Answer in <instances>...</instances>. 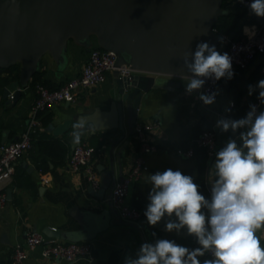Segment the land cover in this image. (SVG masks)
I'll return each instance as SVG.
<instances>
[{
	"label": "crops",
	"instance_id": "obj_1",
	"mask_svg": "<svg viewBox=\"0 0 264 264\" xmlns=\"http://www.w3.org/2000/svg\"><path fill=\"white\" fill-rule=\"evenodd\" d=\"M263 21L264 18L251 14L249 10L242 22L244 27L259 25ZM89 53L71 42L69 63L64 72L59 71L49 54L45 55L42 59L41 81L47 87H59L65 81L80 76ZM233 72L232 79L222 78L220 81L218 94L225 97L224 105L219 99L213 105H204L197 98L199 94L193 92L188 95L185 88H154L142 98L137 122H155L158 127L152 134L156 150L147 156L150 169L141 180L131 185L127 197L131 206L143 212V218L138 223L124 220L110 202L113 188L131 170L139 147L135 132H129L127 116L124 120L126 135L120 142H113L116 131L110 130H85L81 136L80 143H89L96 148L92 165L101 180L98 190L91 186L85 172H74L69 166V159L75 149L73 129L63 136H56L48 129L50 124L58 126L73 116L88 119L95 116L100 127L115 125L117 117L112 115L111 105L118 91V76L114 72L110 73L102 85L80 91L75 102H63L43 112L40 117L51 114L52 119L47 126L43 125L41 132L64 141L69 152L63 165L47 158L48 167L43 171L38 167L37 159L45 156L38 148L32 147L17 162L12 178L0 184V192H4L7 197V203L0 207V264H11L13 246L23 242L30 231L41 232L61 242H90L93 246L91 257L73 264H124L126 256L135 257L141 244L156 239L175 240L190 248L195 246L192 237L166 232L164 221L155 227L148 225L144 212L149 203L151 186L146 177L167 168L180 170L185 175L193 176L201 193L210 196L214 173L212 162L215 157L211 158L207 150L198 144V138L204 130H214L217 134V151L222 148L232 134L216 128V121L221 117L244 118L250 110L249 105L258 97V90L252 95L248 94V86H255L264 79L259 58L248 69H234ZM3 92L4 87H1L0 143L4 130H8L6 143H9L19 139L27 129L37 92L36 86L30 83L23 88V94L15 105L6 103ZM229 107L231 111L226 112L225 109ZM126 143L127 148L120 159L121 149ZM179 149H193L194 156H181L178 154ZM45 178L50 182L45 183ZM8 190H11L12 199H8ZM258 235H261L264 243V232ZM27 264L69 263L45 258L38 248L28 252Z\"/></svg>",
	"mask_w": 264,
	"mask_h": 264
},
{
	"label": "water",
	"instance_id": "obj_2",
	"mask_svg": "<svg viewBox=\"0 0 264 264\" xmlns=\"http://www.w3.org/2000/svg\"><path fill=\"white\" fill-rule=\"evenodd\" d=\"M224 0H0V68L19 66V77L4 87L8 105L18 103L23 88L41 72L42 59L49 54L64 72L69 63L71 42L91 51L96 45L117 55V66H131L132 78H119L111 105L117 123L100 127L95 116L88 122L97 130L116 131L113 142L125 138V116L134 133L141 101L154 88H185L190 75L184 67L185 53L206 42L220 52L215 31L220 17L228 14ZM190 59V58H189ZM196 94L202 92L193 91ZM215 99L225 103L218 94ZM80 117L49 125L56 136L72 130ZM94 125H90L93 127ZM8 130L3 131L6 143ZM78 144H74L73 147ZM124 144L120 152L127 148ZM218 148V142H217ZM8 199H12L8 190Z\"/></svg>",
	"mask_w": 264,
	"mask_h": 264
},
{
	"label": "clouds",
	"instance_id": "obj_3",
	"mask_svg": "<svg viewBox=\"0 0 264 264\" xmlns=\"http://www.w3.org/2000/svg\"><path fill=\"white\" fill-rule=\"evenodd\" d=\"M248 7L251 14L264 18V0H252ZM244 32L250 37L255 34L248 27ZM183 61L190 73L181 74L188 79V95L202 89L208 79L234 76L230 55L206 42L197 44L194 53H185ZM257 90L264 105V79L248 86L249 95ZM217 95L200 92L197 98L213 105ZM249 108L244 118L216 121V128L232 135L215 153L209 197L201 193L193 176L180 170L167 168L146 177L151 186L144 212L148 225L164 221L166 232L192 237L197 246L156 239L141 244L135 257L126 256L124 264H264V243L258 235L264 232V111H258L255 104ZM71 127L74 144L80 143L85 130H97L88 117L79 118Z\"/></svg>",
	"mask_w": 264,
	"mask_h": 264
},
{
	"label": "built area",
	"instance_id": "obj_4",
	"mask_svg": "<svg viewBox=\"0 0 264 264\" xmlns=\"http://www.w3.org/2000/svg\"><path fill=\"white\" fill-rule=\"evenodd\" d=\"M251 2L252 0H243L241 7H248ZM231 4L236 5L237 1L232 0ZM245 27H248L250 32L254 30V36L246 35L244 32ZM215 31L218 32L216 28ZM221 37H223V40L221 41L220 53L227 52L230 55L233 70H246L259 58L261 73L264 75V21L259 25L244 26L243 36L240 39H234L229 34H223ZM116 70L119 72V78H132L137 74L131 66L122 65L118 67L115 52L93 47L80 76L65 81L56 89L37 84V98L32 107V118L27 129L19 139L9 143H0V184L12 178L17 162L32 149L33 137L44 129L40 117L43 112L63 102H75L80 91L90 90L102 85L107 80L108 75ZM220 81L206 80L201 89L202 92H218ZM252 104L257 106L258 111H262L264 105L260 104L258 98ZM157 127L158 124L155 122H137L135 124L134 132L139 142L137 154L131 170L115 185L111 193L110 202L112 206L128 222L138 223L143 218V212L131 206L127 201V197L131 185L141 180L150 169L147 156L156 150V146L152 141V134ZM198 144L207 150L211 158H214L217 152L216 132L211 129L204 130L198 138ZM95 152L96 148L89 143L78 144L69 159V166L74 172H85L91 186L98 190L101 187V180L97 170L92 165ZM178 154L191 158L194 156V150L179 149ZM49 182L50 180L45 178V183ZM6 203L5 193L0 192V207H3ZM38 248L45 258L61 259L73 264L81 259L91 257L93 246L90 242H61L49 238L41 232L30 231L23 242H18L13 246L11 264H27L28 252ZM204 258H210V256Z\"/></svg>",
	"mask_w": 264,
	"mask_h": 264
},
{
	"label": "trees",
	"instance_id": "obj_5",
	"mask_svg": "<svg viewBox=\"0 0 264 264\" xmlns=\"http://www.w3.org/2000/svg\"><path fill=\"white\" fill-rule=\"evenodd\" d=\"M237 4L232 5V0H224L223 7L230 10V12L218 20L215 24V28L218 31L220 37L223 34H229L234 39H240L243 36V22L249 11V7H241V0H236ZM252 23V22H249ZM95 47H98L97 45ZM100 48V47H99ZM19 77V66H12L9 69L0 68V88L5 87L10 80L18 79ZM41 72L36 74L32 80V84H44L41 81ZM48 86V85H46ZM50 89H56L57 86H49ZM52 119L51 114L41 116L43 125L47 126ZM33 147L38 148L41 153L45 156L37 159L38 167L41 170H45L48 166L47 158L52 159L56 164L63 165L66 162L68 155L67 144L57 138L49 136L46 132H39L33 137Z\"/></svg>",
	"mask_w": 264,
	"mask_h": 264
}]
</instances>
